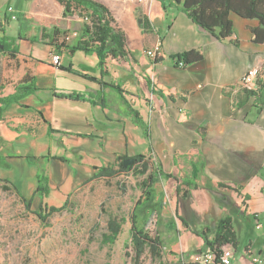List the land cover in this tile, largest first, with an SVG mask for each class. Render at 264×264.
Listing matches in <instances>:
<instances>
[{
  "label": "crops",
  "instance_id": "obj_1",
  "mask_svg": "<svg viewBox=\"0 0 264 264\" xmlns=\"http://www.w3.org/2000/svg\"><path fill=\"white\" fill-rule=\"evenodd\" d=\"M97 2L110 10L115 24L126 34L127 49L133 52L124 57L108 56L105 72L100 70L96 52L70 50L80 35L83 20L74 17L71 26V20L62 16L66 22L62 20L61 25L44 26L47 31L53 26L67 31L59 40H64L65 45L57 49L47 38L41 39L43 27L38 23L34 31L8 36L11 17L6 7L10 4L14 8L13 0H0V39L18 48L14 57L0 55L5 61L13 62L17 73L5 81L4 69L1 71L0 97L12 94L25 76L26 83L35 88L20 98L18 104L9 103L1 114L0 170L11 169L10 145L13 140L30 138L33 122L39 125L43 136L58 137L64 152L71 145L75 147L72 174L77 178L69 191L92 179L98 168L116 164L119 156L131 158L140 154L150 165L155 160L156 170L152 173L157 178L161 170L171 173L173 178L168 179L177 183L187 180L197 185L191 195L187 190L186 197L177 199V214L184 218L180 199L190 202L198 224L191 225L184 218L189 225L182 231L184 252L171 246L170 252L177 255L176 259L180 254V259L169 264L191 261L192 253L207 251L201 236L195 233L205 227L213 228L219 218L228 214L225 203L229 198L238 208L239 230L245 222L261 229L264 41L254 43L250 30L259 25L258 21L232 15V34L222 39L195 25L186 12L169 0ZM14 12L19 18L15 8ZM139 18H147L149 28L139 26ZM156 44L160 52L146 55ZM188 50L198 52L201 57L180 66L176 56ZM53 53L60 56L58 65L51 61ZM252 66L259 68L260 73L253 86L244 87L240 80ZM8 124L13 126V135ZM16 152L14 158L28 156H23V151ZM53 156L66 158L62 154ZM55 160L60 163L55 174L62 183L66 162ZM139 168L137 165L134 172L121 175L135 174ZM34 174L36 177V168ZM4 178L7 179L0 177ZM198 191L202 194L198 195ZM192 239L195 243L189 244ZM240 244L239 235V244L232 248V264H264V235L256 246L250 240L237 253Z\"/></svg>",
  "mask_w": 264,
  "mask_h": 264
},
{
  "label": "rangeland",
  "instance_id": "obj_2",
  "mask_svg": "<svg viewBox=\"0 0 264 264\" xmlns=\"http://www.w3.org/2000/svg\"><path fill=\"white\" fill-rule=\"evenodd\" d=\"M12 4L20 13V17L8 20L9 27L6 31L8 36L34 31L36 23L44 27L50 23L61 25L62 20H65L62 17L61 6L56 0H13ZM29 15H32L30 19L26 17ZM74 17L81 19L78 14L67 17L66 19L71 20V26L74 25L72 20ZM50 18L52 20L46 22ZM132 28L131 26L130 29ZM129 32L133 34L131 30ZM3 60L0 56V77L4 69V80H11L17 74L16 67L13 62ZM10 128V134L13 135V126ZM31 128L30 138H26L25 141L22 138L18 141L13 140L10 145L9 156H12L13 162L11 169L0 170V177H7L20 195L26 199L32 198L29 207L26 206V202L15 193L11 184L6 183L9 189L5 190L0 181V264H132L130 255L133 252L128 246L129 227H131L129 214L137 199L145 196V190L141 186L144 176L133 173L110 180L91 179L69 191L70 187L75 185L77 178L72 174L73 156H76L75 147L71 145L69 147L71 150L66 149L64 152L58 137L43 136L39 125L34 122ZM16 151H23V156L34 157L47 153L62 154L68 159L64 165L66 175L63 176V182L59 183L57 179L59 177L55 174L60 164L57 160L53 158L43 163L38 162L40 167L43 165L46 167L49 193L43 198L31 197L32 190L36 186L34 174L36 167L28 163L32 158H14L13 156L18 154ZM154 164L155 160L149 167L148 173L156 170ZM177 184L176 180L158 177L153 184L151 199L142 201L143 197L140 198L142 204L138 205L135 211L139 224L154 235L158 233L163 244L166 245L160 257L155 260L147 250L142 264H169L179 260L180 254L179 259H176L177 255L170 252L171 246L177 251L184 252L182 233L184 226L175 216L174 203L179 197L175 191ZM196 187L182 188L189 190L188 195H191ZM199 193L202 194L201 191L197 192L198 195ZM208 195L212 196V193ZM64 203L66 204L63 209L51 213L45 221L35 214L40 204L61 207ZM179 204L180 213L184 218L191 225L198 224L195 222L198 216L193 210L192 203L180 199ZM112 217L120 219L121 227L115 241L109 244L104 240V235L107 233L108 220ZM262 224L261 229H257L249 222L243 224L242 230H238L241 244L237 253L242 249V245L250 240L255 246L257 245L259 237L264 235V221ZM191 243H195V240L192 239L189 244ZM192 254L195 255L196 252Z\"/></svg>",
  "mask_w": 264,
  "mask_h": 264
},
{
  "label": "trees",
  "instance_id": "obj_3",
  "mask_svg": "<svg viewBox=\"0 0 264 264\" xmlns=\"http://www.w3.org/2000/svg\"><path fill=\"white\" fill-rule=\"evenodd\" d=\"M62 6V16L70 17L75 14H78L79 17L83 20L80 25V35L77 37L72 46L70 47L71 51L80 50L84 53L96 52L98 58V64L101 68V72H105L107 69L106 58L110 56L111 58L124 57L126 55H131L133 52L128 50L126 47V34L125 32L115 24V19L111 14L110 10L106 5L97 2V0H56ZM171 4L180 7L187 15L190 17L191 21L195 25L207 30V32L213 34L217 38L226 39L232 34V15L239 16V18L252 19L258 21L259 25L255 28L252 27V40L254 43H260L264 41V0H169ZM78 12V13H77ZM139 26L144 29L149 28L150 21L145 19H138ZM67 31L61 30L57 26L51 27L48 31L45 27L41 30V39L47 38L50 45L56 46L57 49H60L61 46L65 45L64 40H60L61 36H66ZM0 55L14 57L18 53V48L15 45H6L5 42L0 39ZM201 54L196 51L188 50L183 52L180 55L176 56L177 60H181L184 63H193L199 60ZM1 80V77H0ZM27 77L25 76L18 85H15V91L5 97H0V119L2 118L1 114L4 112L5 107L12 102L18 104V101L23 96L33 92L35 90L32 87V84H27ZM1 92V87H0ZM64 97V96H63ZM68 97H75L73 95H68ZM38 114H41L37 111ZM51 131V130H50ZM136 158L135 162L127 167H124L123 160L127 159L125 156H119L117 158V163L114 165H107L97 169V172L92 176V179L103 178L105 180L114 179L121 174H128L133 171V168L137 165L140 166L136 174L144 176L141 181V186L145 190V196L142 201H149L153 196V184L156 183V176L154 173L149 172L150 162L144 161V156L137 154L134 156ZM28 159H31L29 163L36 167V188L31 197L38 196L40 198L46 197V194L49 193V183H48V173L46 167L43 165L40 167L37 163L46 162L48 159L59 158L62 161L68 162L66 158L62 156L57 157L53 156L50 153L41 155V156H27ZM47 158V159H45ZM35 160V162H34ZM32 162V163H31ZM34 162V164H33ZM9 167V165H5ZM157 175H160L161 178H173L171 173H164L161 170H158ZM91 180V179H90ZM3 184V188L8 190V185L14 187L15 193L26 202V206L32 202V198L26 199L24 196L20 195L17 188L12 184V182L6 178L0 179ZM182 185L187 187H196V184L187 180L179 182L175 191L178 196L186 197L187 189H183ZM219 187L225 189H231L236 191L232 187H228L223 184H219ZM237 192V191H236ZM140 198L135 202L133 210L129 214V220L131 227H129V243L128 246L132 249L131 262L132 264H142V259L146 251L148 250L150 256L153 260L160 257V253L163 251L164 245L158 234H152L149 231H146L144 226L139 224L137 211L138 205L142 204ZM64 203L60 206H47L45 204H40L38 211L35 214L45 221V218L51 213L63 209L65 207ZM175 216L178 218L183 226L188 228V223L184 218L177 214V201L175 200ZM228 208V214L219 218L214 227H205L202 232L195 233L201 236L206 252H212L215 257V263L220 257L221 248L224 245H230L233 249L239 244V225L238 222V208L236 207L234 200L229 198L228 202L225 203ZM43 212L44 214H42ZM107 233L104 235V240L112 244L118 233L120 232L121 221L117 217L109 218L107 223ZM196 252L200 253L201 250ZM130 254V253H129ZM176 264H200L192 261H183Z\"/></svg>",
  "mask_w": 264,
  "mask_h": 264
},
{
  "label": "built area",
  "instance_id": "obj_4",
  "mask_svg": "<svg viewBox=\"0 0 264 264\" xmlns=\"http://www.w3.org/2000/svg\"><path fill=\"white\" fill-rule=\"evenodd\" d=\"M6 12L10 14L11 19H16L17 14L14 12V8L12 5L8 4L6 7ZM67 39V37H65ZM160 52V46L159 44H156L153 49L146 51V55L151 56L153 54H157ZM51 61L53 64L58 65L60 62V56L58 53H53L51 55ZM178 64L180 66H183V61H178ZM260 73V69L257 67H251L248 69V71L243 75L240 82L244 87H250L253 86L254 81L256 79L257 74ZM233 258V251L232 247L230 245H224L221 248L220 257L217 260V264H232ZM216 260L215 255L212 252H203V253H196L193 256L192 262L200 263V264H210L214 263Z\"/></svg>",
  "mask_w": 264,
  "mask_h": 264
},
{
  "label": "water",
  "instance_id": "obj_5",
  "mask_svg": "<svg viewBox=\"0 0 264 264\" xmlns=\"http://www.w3.org/2000/svg\"><path fill=\"white\" fill-rule=\"evenodd\" d=\"M0 46L2 47V44H0ZM136 158L135 157H131V158H127L123 160V166L127 167L128 165H131L135 162Z\"/></svg>",
  "mask_w": 264,
  "mask_h": 264
}]
</instances>
